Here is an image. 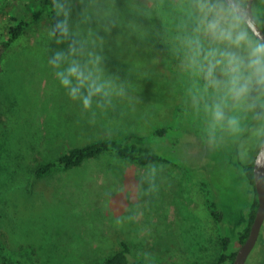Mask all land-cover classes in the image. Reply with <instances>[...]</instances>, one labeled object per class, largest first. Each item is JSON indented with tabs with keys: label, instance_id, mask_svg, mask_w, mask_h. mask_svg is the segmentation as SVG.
Returning a JSON list of instances; mask_svg holds the SVG:
<instances>
[{
	"label": "rangeland",
	"instance_id": "rangeland-1",
	"mask_svg": "<svg viewBox=\"0 0 264 264\" xmlns=\"http://www.w3.org/2000/svg\"><path fill=\"white\" fill-rule=\"evenodd\" d=\"M18 3L0 5V41ZM163 6L192 25L174 32L183 17L170 26ZM59 11L65 37L53 36L44 13L0 72V264H21L13 253L24 252L34 264H103L123 239L149 264H210L225 226L247 216L255 197L233 161H254L264 140V92L263 114L255 122L251 106L254 128L238 134L255 78L237 98L225 70L232 54L250 76L251 48L262 41L221 0H63ZM254 12L264 13V0H254ZM213 22L245 42L220 39ZM161 126L173 130L152 135ZM132 134L152 136L147 146L171 162L105 153L29 180L35 164L70 147ZM209 197L221 204L222 222ZM261 235L254 264L264 259V225Z\"/></svg>",
	"mask_w": 264,
	"mask_h": 264
},
{
	"label": "trees",
	"instance_id": "trees-1",
	"mask_svg": "<svg viewBox=\"0 0 264 264\" xmlns=\"http://www.w3.org/2000/svg\"><path fill=\"white\" fill-rule=\"evenodd\" d=\"M16 0H0V5H12ZM22 3L13 8L10 13V23L8 25L7 31L0 41V72H2L5 59L8 54L10 48L21 39L28 26L40 19L44 13L47 14L51 21L52 34L55 38L57 37H65V26H64V16L59 11V5L63 0H20ZM224 1L226 5L225 0ZM229 6V5H228ZM163 11L166 14L165 19L168 20L171 26V20L176 14H179L183 17L180 25H178L174 30L176 32L178 29L185 28L187 26L192 25V23L188 20L186 15L182 13H178L174 9H170L167 6L162 7ZM173 13L172 16L169 13ZM257 20L260 25L264 29V13L256 14ZM241 21L247 27V30L252 34V31L246 24V22L239 16ZM231 21V20H230ZM168 23V24H169ZM196 23V22H195ZM165 29L169 32L170 27L165 26ZM255 36V35H254ZM194 45L198 49V53L200 56L205 57L207 54V50L202 45V40L195 39L193 40ZM249 75V73H248ZM264 92V85L256 83L255 79L253 80L252 87L250 88V92L245 97L244 100V122H241L240 130L238 134H242V131L245 127L254 128V121L252 118V111L257 112L258 117L256 121H258L259 117L263 114V107L260 103V95ZM173 130L172 126H161L157 128L152 135H158L165 137L170 130ZM152 136H140L132 134L125 138H117V137H103L91 142H87L80 145H75L73 147L68 148L67 150L60 153L57 157L39 161L30 169V181H35L38 178H41L57 169H71L78 166H81L86 160L90 158H94L100 156L102 154L108 153L115 155L118 158H122L124 160L132 161L134 163L140 165H149L158 161H167L171 162V158L165 155H161L150 147L147 146L149 140H151ZM147 143V144H146ZM254 161L248 162L245 164H241L238 157L236 161L233 163L237 167L238 174H241L245 182L254 187L255 197L249 207L247 216L241 217L240 214H236L235 221L236 224L231 226H225V230L220 235V244L221 251L216 257L214 261L210 264H232L238 249H233L232 244L233 240L236 239L239 244L244 243V241L249 236L252 223L254 221L256 211L258 208V195L255 188V179H254ZM206 185V184H205ZM208 205L211 210V214L214 218L217 219L218 222H222L224 220V210L221 204L214 198H208ZM234 227V234L231 233V229ZM262 236V235H261ZM261 241V237L259 239ZM259 245L255 247L252 255L247 261V264H254L256 250H258ZM7 249V247L0 242V250ZM13 253V252H12ZM15 260L21 264H34V261L31 260L29 254L24 253H13ZM103 264H149L145 262L141 257L136 255L130 243L123 239L121 241V247L113 252L112 254L106 256L103 260ZM257 264H264V259L257 262Z\"/></svg>",
	"mask_w": 264,
	"mask_h": 264
},
{
	"label": "water",
	"instance_id": "water-1",
	"mask_svg": "<svg viewBox=\"0 0 264 264\" xmlns=\"http://www.w3.org/2000/svg\"><path fill=\"white\" fill-rule=\"evenodd\" d=\"M225 1L246 22L252 33L259 40L264 41V29L257 20V16L254 12V0H248L246 3H242L238 0ZM254 179L258 195V208L249 236L238 248L232 264H247L251 253L259 241L264 225V140L255 158Z\"/></svg>",
	"mask_w": 264,
	"mask_h": 264
},
{
	"label": "clouds",
	"instance_id": "clouds-1",
	"mask_svg": "<svg viewBox=\"0 0 264 264\" xmlns=\"http://www.w3.org/2000/svg\"><path fill=\"white\" fill-rule=\"evenodd\" d=\"M208 28L214 35L217 34L219 29V38L222 40H228L237 46L242 42H245V34L239 33L233 37L232 32L220 29L218 22H213L208 25ZM219 63V62H218ZM214 65L209 67L208 75L211 76L214 71ZM245 67L244 62L235 55L229 54L228 66L225 70V74L230 77L231 91L235 94L237 98L245 95L249 88L248 84L251 82L252 78H255L256 83L264 85V41L257 43L251 48L249 54V60L246 68L251 71V75L248 77H243L242 69ZM243 79V83H241ZM87 105V101L85 102ZM217 119H221L223 114L220 111L216 112ZM231 123L235 124V121Z\"/></svg>",
	"mask_w": 264,
	"mask_h": 264
}]
</instances>
